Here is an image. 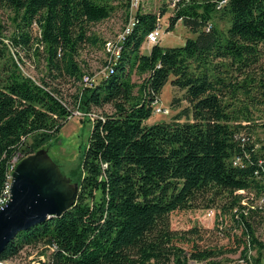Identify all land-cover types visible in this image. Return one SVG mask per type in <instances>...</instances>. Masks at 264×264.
<instances>
[{
  "label": "trees",
  "instance_id": "obj_1",
  "mask_svg": "<svg viewBox=\"0 0 264 264\" xmlns=\"http://www.w3.org/2000/svg\"><path fill=\"white\" fill-rule=\"evenodd\" d=\"M113 1L0 0V10L12 11L16 22L9 42L0 32V197L13 157L57 139L74 111L96 114L83 170L70 175L81 183L75 204L18 232L1 261L31 248L46 256L40 264H222L218 258L244 244L242 257L263 264L256 225L264 224V120H254L253 109L264 103V0L221 6L223 0H167L159 12L144 11L142 2L131 10L127 0L123 28L131 18L133 24L120 56L113 64L106 58L99 80L86 86L83 75H94L79 55L86 45L105 47L92 27L112 16ZM168 8L166 30L181 21L194 36L143 52ZM35 26L45 59L38 80L22 71L12 51L33 47ZM168 82L184 90L188 105L171 120L149 123ZM67 84L75 89L71 101ZM180 101L173 96L171 105ZM258 130L263 136H254ZM96 184L101 194L90 203L86 188ZM195 208L216 209L210 231L233 235L237 247L203 243L199 226L172 228L173 212Z\"/></svg>",
  "mask_w": 264,
  "mask_h": 264
},
{
  "label": "rangeland",
  "instance_id": "obj_2",
  "mask_svg": "<svg viewBox=\"0 0 264 264\" xmlns=\"http://www.w3.org/2000/svg\"><path fill=\"white\" fill-rule=\"evenodd\" d=\"M143 3L144 11L159 12L161 8L165 6L167 0H139ZM125 2L127 0H115L113 4L116 5V10L112 16L102 22H99L92 27V32L96 33L102 40L113 39L121 32L125 24ZM170 8L167 9L160 22L163 30H165L160 44L163 46H181L185 43L188 37H193L194 34L189 31L183 24L179 21L174 29L167 31V26L169 25V18L172 14ZM14 14L9 10H0V32L5 36V40L9 42V37L16 29V22L13 20ZM222 28H226L228 23L226 20H217ZM39 34L37 27L35 26L32 30V43L33 47H22V46H12L13 54L18 60L22 71L29 74L35 79H39L40 76L44 74V45L36 42V36ZM39 47L38 54L34 53L37 46ZM152 44L147 41L144 42L142 46L143 52H148ZM107 57L106 50L103 45H86L81 50L79 55V61L86 72H89L95 76V81L100 78V71L104 67V61ZM133 79L141 83L142 77L138 74H133ZM64 93L68 100H72V94L74 88L71 84H67L64 87ZM173 96L175 98L181 99L179 106H172L171 101ZM264 98V97H262ZM159 106L168 107V113L155 112L152 117L148 120L149 123H154L162 120H171L175 114H177L183 107L188 105V102L184 99V90H181L170 82L166 83L163 88V92L158 102ZM253 106H251L252 108ZM107 111H111L110 106H106ZM254 117L256 121L261 122L264 120V103L260 105L257 109H253ZM100 113L101 109H96ZM92 131V120L89 116L72 115L69 120L62 126L57 139H54L47 146L43 147L47 150L51 158L57 162L64 174L69 176L74 181L71 175L73 169H82L80 164L85 159L84 156L86 151L89 149V138ZM255 137L263 136L261 130H258ZM19 163V162H18ZM83 173V171H82ZM88 171L86 170L83 175L88 179ZM83 176V177H84ZM74 178H76L74 176ZM89 180V179H88ZM79 183V192L81 190V183ZM89 193L84 197L88 202L93 203L94 200H98L101 194V185H93L86 188ZM85 190V188H84ZM79 195V194H78ZM207 208H195L189 210H178L171 215V225L175 230H187L192 226H199L203 229L205 234V240L203 243L216 246H224L227 248L237 247V242L233 235L229 236H217L210 230L215 226V217L207 216ZM216 211V209H214ZM256 236L260 241L264 243V224L256 225ZM237 251L227 253L224 257H220L217 260H221L222 264H250L241 255L244 248V244L237 247ZM264 251V249H263ZM251 253L256 254V250L252 249ZM41 259H46L45 255H40L38 250L31 248L25 249L18 257L3 261V264H39ZM189 264H207L206 261L197 262L190 260ZM264 264V261H263Z\"/></svg>",
  "mask_w": 264,
  "mask_h": 264
},
{
  "label": "water",
  "instance_id": "obj_3",
  "mask_svg": "<svg viewBox=\"0 0 264 264\" xmlns=\"http://www.w3.org/2000/svg\"><path fill=\"white\" fill-rule=\"evenodd\" d=\"M78 194L79 183L63 173L45 148L20 160L0 206V255L18 232L71 209Z\"/></svg>",
  "mask_w": 264,
  "mask_h": 264
},
{
  "label": "built area",
  "instance_id": "obj_4",
  "mask_svg": "<svg viewBox=\"0 0 264 264\" xmlns=\"http://www.w3.org/2000/svg\"><path fill=\"white\" fill-rule=\"evenodd\" d=\"M224 2H225V0L221 1L220 6ZM139 4H140L139 0H132L131 10L136 9L139 6ZM170 6L174 7L175 1H173ZM132 24H133V21L131 18L129 24L125 28H123L121 30V32H119V34H117V36L115 38L106 40L105 47H104V49L106 50V54H107L106 58H108L112 62V64L115 63L116 60L119 58L121 48H122L121 42L125 39L126 34H128L130 32ZM164 32H165V30H163L161 23L158 24L153 30L148 32L147 42L149 44H154V43L160 42ZM109 69L112 70V67H110ZM105 70H106V68H104V70H102V72H104ZM82 81H83L84 85L89 86V85H92L94 83L95 78H94V76L84 74ZM155 112L168 113L169 108L159 106L158 103H156L155 104ZM81 114L86 115V113H84L80 110H76L73 113V115H81ZM87 116H89V118L92 120V123H93V121L95 120L96 114L89 112V113H87ZM21 158H23L21 156V154L16 155L15 157L12 158V160L10 162V166H9V171H8V177L10 180L12 177V172L14 171L15 167L17 166V164L21 160ZM8 190H9V185H8V189L6 190V195L3 197H0V206H2V204L7 200ZM206 214H207V216L213 217L215 215V211H214V209H209Z\"/></svg>",
  "mask_w": 264,
  "mask_h": 264
}]
</instances>
